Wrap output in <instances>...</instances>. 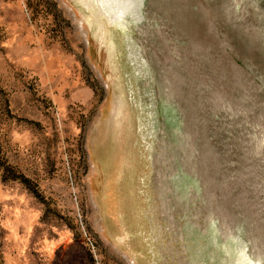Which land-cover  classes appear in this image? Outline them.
Segmentation results:
<instances>
[{"label":"rangeland","instance_id":"374dc122","mask_svg":"<svg viewBox=\"0 0 264 264\" xmlns=\"http://www.w3.org/2000/svg\"><path fill=\"white\" fill-rule=\"evenodd\" d=\"M143 4L0 0V264H264V0Z\"/></svg>","mask_w":264,"mask_h":264},{"label":"bare ground","instance_id":"6f19581e","mask_svg":"<svg viewBox=\"0 0 264 264\" xmlns=\"http://www.w3.org/2000/svg\"><path fill=\"white\" fill-rule=\"evenodd\" d=\"M83 1V3L85 4V5H87V6H89L90 7V5H92L93 7L95 6V7H99L98 8V10H101V9H103L104 8V6L105 5H103V3H104V0H82ZM93 1V2H92ZM126 2H128V0H125ZM111 2H112V0H111ZM94 3V4H93ZM144 0H139V8H138V11L135 13V17H137V18H141L140 19V21H142L143 20V14H144ZM101 8V9H100ZM94 9V8H93ZM93 12H96V11H93ZM105 14V13H104ZM106 14H107V16H108V12H106ZM178 131V130H177ZM210 148L212 149V147L210 146ZM212 151V150H211ZM214 151V150H213ZM217 164V163H216ZM215 164V165H216ZM219 164V163H218ZM214 165V166H215ZM219 165H222V164H219ZM213 166V165H212ZM219 167V166H218ZM217 167V168H218ZM214 168V167H213ZM209 169H211V168H209ZM186 171V170H185ZM216 171H217V169H216ZM216 171H215V173H216ZM222 171V170H221ZM190 174V173H189ZM170 178V177H169ZM221 183V182H220ZM171 184V183H170ZM223 185H224V189H225V184L223 183ZM173 186V185H172ZM218 187V186H217ZM192 188V187H191ZM222 189H223V187H221ZM164 189V188H163ZM172 189H173V187H172ZM218 189V188H217ZM175 191V190H174ZM223 191V190H222ZM194 193H195V191H194ZM173 195V194H172ZM198 195V194H197ZM217 195V194H216ZM171 196V195H170ZM191 196H193V195H191ZM212 196V195H211ZM210 196V198L212 199V197ZM221 197V196H220ZM174 198V197H173ZM222 198V197H221ZM220 198V199H221ZM200 199H202V197L200 198ZM215 199V198H214ZM177 200V199H176ZM230 200V199H229ZM205 201V200H204ZM216 201V200H215ZM225 201H226V199H225ZM246 201V200H245ZM196 202V201H195ZM198 202V201H197ZM211 202V201H210ZM209 202V203H210ZM190 203V202H189ZM228 203H229V201H228ZM227 203V204H228ZM245 203V202H244ZM178 204H179V202H178ZM182 204V203H181ZM203 204H204V202H203ZM212 204V203H211ZM214 204V203H213ZM212 204V205H213ZM231 204V203H230ZM175 205V204H174ZM218 207V206H217ZM171 208H172V206H171ZM219 209H221V207L219 208ZM211 210V209H210ZM227 210V209H226ZM189 211V210H188ZM221 211V210H220ZM223 211V210H222ZM228 212V211H227ZM227 212H224V213H227ZM214 214V213H213ZM229 214V213H228ZM185 215H189V214H185ZM212 215V214H211ZM232 215V214H231ZM230 215V216H231ZM233 215H234V213H233ZM208 217V216H207ZM206 217V218H207ZM226 217H228V216H226ZM252 217V216H251ZM192 218V217H191ZM196 218V217H195ZM209 218V220L212 218H210V217H208ZM207 218V219H208ZM219 218V217H218ZM233 218V217H232ZM260 218V217H259ZM188 219V218H187ZM197 219V218H196ZM213 219V218H212ZM261 219V218H260ZM218 220V219H217ZM195 221V220H194ZM198 221V220H197ZM211 221V220H210ZM234 222H235V220H233ZM180 222V221H179ZM182 222V221H181ZM196 222V221H195ZM206 222V221H205ZM221 222H222V219H221ZM234 222H233V224H234ZM197 224V223H196ZM218 224H219V221H218ZM223 224V223H222ZM227 224V223H226ZM232 224V225H233ZM201 226V225H200ZM220 226V225H219ZM236 226V225H235ZM235 226H234V230H235ZM199 227V226H198ZM221 227V226H220ZM201 228V227H200ZM205 229V228H204ZM223 230V229H222ZM227 230V229H226ZM225 230V231H226ZM230 231H231V229H229ZM233 231V230H232ZM231 231V232H232ZM225 233V232H224ZM246 233H247V231H246ZM229 234V233H228ZM228 234L226 235L225 234V236H228ZM230 235V234H229ZM237 237V236H236ZM240 237V236H239ZM238 237V238H239ZM259 237H261V235L259 236ZM262 238V237H261ZM216 242V241H215ZM183 245V244H182ZM227 246H228V244H226V246H225V249L227 250ZM235 246V245H234ZM251 250V249H250ZM197 251V250H196ZM182 252V251H181ZM226 252H228V250L226 251ZM259 253V252H258ZM199 254H201V253H199ZM261 254V253H260ZM259 254V255H260ZM258 255V254H257ZM202 256V255H201ZM253 256V255H252ZM260 256H263V255H260ZM187 257H188V255H187ZM239 257V256H238ZM241 258H242V260L240 261V264H253V262H251L250 261V258H248V256H247V254L246 253H244V252H242V255H241ZM254 259V258H253ZM188 260V259H187ZM255 260H257V259H255ZM259 260V259H258ZM262 260V259H261ZM260 261V260H259ZM256 263H257V261H255ZM262 263V262H261Z\"/></svg>","mask_w":264,"mask_h":264}]
</instances>
